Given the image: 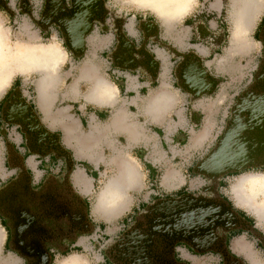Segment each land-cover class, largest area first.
Returning a JSON list of instances; mask_svg holds the SVG:
<instances>
[{"label": "crops", "instance_id": "crops-1", "mask_svg": "<svg viewBox=\"0 0 264 264\" xmlns=\"http://www.w3.org/2000/svg\"><path fill=\"white\" fill-rule=\"evenodd\" d=\"M131 1L138 7L152 10L168 29H171L172 24L183 17L184 14L181 13L194 3V0L167 2L162 7V11L167 13L160 14L152 3ZM9 2L10 0L7 5ZM13 2V11L17 14H19L17 4L20 3L22 6L26 2L29 8L33 6V0H13ZM34 2L39 5L38 16L42 11L44 0H34ZM243 2L244 0H229L230 21L233 28L238 22L234 13L241 9ZM260 2L261 0H258L259 4L256 3L259 7L257 19L263 11ZM179 4L185 7H177ZM219 5V0H216L212 8H217ZM8 9L11 8L8 7ZM177 11L178 14H176ZM193 19L197 25L196 30L194 23L191 25L183 23L188 30L184 29L181 32L173 27L170 33L164 32L162 35L160 32L156 33L160 24L154 18L135 16L134 19L121 25L120 30L113 31L109 37L105 38L108 50H103L101 54L105 56H101L109 66H104L101 70V67L88 62L83 63L77 78L68 89H59L58 73H53L51 70L48 86L37 84L40 77L37 72L38 78L32 87L24 85L20 78L9 82L0 94V202L9 198L14 199V196L24 189L30 191V189L36 190L48 185L55 191L63 187L70 189L79 200L85 201L90 207L89 199L95 191L96 180L99 182L103 177L102 186H105L108 178L117 172L121 175L120 180L115 181V186L119 189L114 197L117 208L111 210L105 205V208L93 209V211L110 220L122 211L129 210L127 220H131L128 223L131 225L140 213L146 214L154 202L168 196L160 194L159 186L168 189L177 183L184 185L185 175L177 169L184 178L182 182L172 172L162 177L165 169L160 179H157V186L154 184L153 176L169 162L168 145L187 146L188 150L194 151L215 143L214 140L218 139L231 115L233 102L238 97V92L242 91L235 85L228 88L222 86V74H214L209 70L210 68H207L209 71L206 72V78L201 76L203 82L201 81L200 84L195 83V86L187 88V85L183 83V76L179 69L180 55L184 56L187 50L192 53L197 51L193 47L199 44L197 39L200 38V27L217 33L223 24L221 20L216 21V26L212 28L210 20L206 19L204 25L197 16H193ZM141 21L155 28H153V36L152 32L149 35L139 26ZM2 41L7 44L3 35ZM21 48L7 45L5 51L8 56L18 57L16 54L21 51ZM213 50L218 52L217 46L211 44L208 51L199 54L200 59H204V64L208 61L212 64V59L218 54L212 53ZM238 51L244 52V49L231 50L230 53ZM69 54V59L73 58L76 61V53L72 51ZM72 75L73 70L66 75V79ZM242 81L243 77L239 82ZM85 83L90 85L87 91L82 93L80 87ZM41 89L43 94L39 95ZM208 93L216 94L217 98L205 103ZM208 97L212 98V95ZM133 111H135L134 115H132ZM169 117L172 122L169 121ZM141 118H144L147 123L163 127L161 129L165 138L163 134L162 136L157 134L160 138V146L153 136L138 126ZM69 125L76 129L73 132L70 131ZM86 126L88 131L84 133ZM198 126L201 129L196 133ZM29 127L36 133L35 136H31ZM200 132H204L202 140L193 144L190 139ZM184 136L187 138L185 144H183ZM123 139L127 146L121 145ZM51 140L56 147H47L46 144ZM137 142H141L143 151H137V147H140L137 146ZM143 154L149 157V159L145 156L143 158L144 168L136 159V156ZM132 158L135 162L130 160ZM125 161L132 165L130 166L134 172L132 176H128L127 168H123ZM37 179L39 182H35ZM220 185L221 182L216 190L221 194ZM148 186L152 189L146 191L140 199L137 197L134 199L138 191ZM153 187H157V191ZM178 193L180 192L176 194ZM97 195L98 192L96 197ZM89 217L91 218L90 211ZM127 220L123 222L124 225L127 224ZM91 222L95 225L92 218ZM124 225L123 227H126ZM255 227L264 237V230L258 227L256 222ZM0 228V264L5 262L20 264L23 261L21 257L7 246L8 240L3 222H0ZM124 229L114 227L108 232L118 240ZM247 236L256 238L251 233ZM244 239L250 243L247 238L244 237ZM258 240L259 243L256 245L264 250V240L259 238ZM250 244L255 250L254 244ZM75 245L78 246V244ZM55 252L61 253L56 250Z\"/></svg>", "mask_w": 264, "mask_h": 264}, {"label": "rangeland", "instance_id": "rangeland-1", "mask_svg": "<svg viewBox=\"0 0 264 264\" xmlns=\"http://www.w3.org/2000/svg\"><path fill=\"white\" fill-rule=\"evenodd\" d=\"M47 1L48 2L44 18L39 19L37 16L39 5L37 4V2H34V0L32 8H29L27 3L24 2L22 4L23 11L19 14L13 11V0H10L9 5L6 6L3 0H0L1 4L3 3L5 7H9L11 8L10 10H12L8 12L7 10H3L2 8H0V34L2 33V35L5 37L7 45H10L11 47H22V49L24 48L26 50L31 49L34 53H40L41 50L47 45L57 47V62L55 63L51 71L53 73H58L59 89L65 90L69 88V86L77 78L79 73L78 71L81 65L85 62H88L97 67H101V70L104 69V66H109L101 56H105V54H101L103 50H108V48L106 47L107 43L105 42V38L109 37L110 34L113 33V31L120 30L119 28L121 27V25H124L127 21L134 19L135 16H148L154 18L155 21L160 24V31L159 28L158 30L156 29V33L160 32L162 33V35L164 34V32L170 33V30H173L174 28L176 31L180 30L181 32L184 29L188 30V28L183 25L185 19L193 16H198L199 14L205 16L207 20H210V25L212 28L216 26V21L221 20L223 22L222 26L220 25L221 27H219L217 33H213L212 31L210 32L200 27V38L197 39V41H199V44H195V46L193 47L196 48L194 50L197 51L195 53H192L187 50L186 52H184V56L179 54V69L183 76V83L187 85V88H189L190 86H195V83L200 84L201 81L203 82L201 76L206 78V72L211 70L214 74H222V86L228 88L235 85L236 87L241 88L242 91L238 92V94L240 95L250 85L252 79H254L255 73L258 70L261 62V55L264 44L262 41L258 40L256 32L258 30L260 20L264 16V0H261L260 2L263 7V11L258 16V19L254 22L255 24H253L245 37L247 40L248 48L244 52L238 51L236 53L228 52L230 35L233 29L230 21L229 0H219L220 5L217 8H212V5L216 0H194L193 5H191L190 7H188V9L181 13L184 14V16L178 21L174 22L171 26V29L166 28L162 20L152 10L138 7L131 0ZM140 6L142 5L140 4ZM176 14H178V11ZM35 20H38L39 23H37ZM52 22L61 26L64 31V36L59 34L56 26L51 25ZM139 26H141L143 30L147 31L149 35L151 32V35H154L153 32L155 28L149 25V23L141 21L139 23ZM211 44H213V46H217L218 54L214 57V59H212V64L209 61L204 64V59H200L199 54H203L204 51H208V47ZM67 48L76 53V61L73 60V58L69 59L70 54L67 51ZM207 68L210 69L208 70ZM71 70H73V75L69 77V79H66V75L69 74ZM17 72L19 71L16 66H14V64L10 65V67L7 68L5 79L3 80V78H0V94L9 84V82H11L15 78H20L21 80H23L24 85L30 87H32V84L38 78V74L36 72L28 71L23 74H19L20 72ZM242 77L243 81L240 83L239 80ZM89 85V83L81 85L80 88L82 93H85L87 91ZM235 90H237V88H235ZM209 95H212V98L208 97ZM215 95L216 94L208 93V99H205L204 102L208 103L212 99L215 100L217 98ZM236 99L233 103L236 102ZM134 114L135 111H133L132 115ZM169 121H171V117H169ZM138 126H141L146 130V133L153 136L158 143V146H160V138L157 134L161 136L162 134L164 135L163 129H161L163 127H157V125H153V123H147L144 118H141L139 120ZM199 129H201L200 126H198L195 130L196 133ZM83 131H85L84 133H87V126ZM163 138H165V135L163 136ZM186 142L187 138L184 136L183 144H185ZM214 142L215 143H210L207 146L194 151L188 150L189 148L187 146L172 147L171 145H168L169 162L166 163L165 166L163 165L161 167L162 170L153 176L152 179L154 180V184L157 186V179H160V175L164 172L165 169L166 170L163 173L162 177L164 176V174L172 172L175 173L180 178V182H182L184 178L181 174H183L185 175L186 182L184 185H180L179 183H177L176 185H174V187H170L168 189L159 186L158 189H160V194L162 193L164 195H173L177 192L199 193L200 191H202L206 186L205 184H208L207 180L210 178L205 176L204 174L197 172L195 168L200 163V161L215 147L218 139L214 140ZM121 143L122 146H127V143L124 139ZM136 144L137 146H140L137 147V151H143V149H141V142H137ZM144 156L145 154H143L142 156H136L137 162L143 168L145 167V161L143 160ZM145 158L149 159L147 155L145 156ZM130 160L132 162H135L133 158ZM109 175L110 174H108V176ZM116 175L117 172H114V174L108 178V182ZM103 180V177L100 178L99 182L98 180H96L94 184L95 191H93L89 199L90 207L88 208L90 211V216L95 222V225L91 226L90 232L88 234L82 235L76 240L75 244H78V246L76 245L75 247H71L69 250L62 254H58L55 252V256L53 257L51 264H58L60 262L61 264H67L69 260L73 259L75 260L74 264H106L104 255L105 251L109 248V246H111L112 243L114 244V242L117 240V238L113 237V234L111 236L108 231L114 227H121L123 229L125 228V232L138 219L143 218L144 214L140 213L138 215V218L135 219V222L130 225L128 223H130L131 220H127V214L130 213L129 210L122 211L118 216L110 220H107L104 217L95 214L93 211V204L95 202L97 192L99 193L105 187L102 186ZM218 180H221V185L219 188L221 194L229 198L239 210L245 212L248 216L251 217L252 220L256 222L258 227L264 230V215L260 219H258L253 213L252 208L249 207V205L251 204L254 208L264 206V169L244 170L234 174H232L231 172L220 176ZM215 183L217 182L215 181ZM216 187L218 188L219 186H215L214 189H216ZM151 189L152 188H150L149 186L143 187V190L138 191L134 199H136V197L140 199L142 195L146 194V191H149ZM153 189L157 191V187H153ZM236 192H241L246 199L248 197L245 194H248L249 196L252 195L251 198L253 199V201L238 202L235 199L234 195L236 194ZM218 194L220 193L218 192ZM125 220H127V224H125L126 227H123V222ZM40 222L46 223L42 221ZM121 235H119V237ZM116 236L118 235L116 234ZM244 237L247 238L250 243L254 244V246L256 247L255 250L252 248L251 244L244 239ZM230 243L231 249L235 253L239 254V256H241L242 258H246H243L246 264L250 263L248 256L250 255L249 252L257 255L260 263L264 264V250H262V248H259L256 245L257 241L247 236L246 233H237L231 238ZM241 243L246 244L247 251H245V249H239V244ZM183 249L184 248L182 247L179 251V254H181L183 258L190 260L192 264H222V262L219 260V256H217L216 254L206 253L204 255L190 256ZM4 264L8 263L5 262Z\"/></svg>", "mask_w": 264, "mask_h": 264}, {"label": "water", "instance_id": "water-1", "mask_svg": "<svg viewBox=\"0 0 264 264\" xmlns=\"http://www.w3.org/2000/svg\"><path fill=\"white\" fill-rule=\"evenodd\" d=\"M231 113L215 147L195 168L210 179L264 162V57L253 83L237 97ZM217 225L229 229L244 226L245 221L223 199L208 201L186 194L180 200H160L149 215L144 214L120 236L111 256L124 264H169L152 255L154 235L170 239V252L176 240L194 242L195 249L204 252L207 248L196 245L213 238ZM169 259L174 262L172 255Z\"/></svg>", "mask_w": 264, "mask_h": 264}, {"label": "flooded vegetation", "instance_id": "flooded-vegetation-1", "mask_svg": "<svg viewBox=\"0 0 264 264\" xmlns=\"http://www.w3.org/2000/svg\"><path fill=\"white\" fill-rule=\"evenodd\" d=\"M261 30L259 36L264 44ZM263 57L264 47L261 60ZM231 116L232 113L226 122L225 128ZM25 120L28 122L27 118ZM28 130L32 137L36 135L32 128L29 127ZM46 145L48 148L56 147L55 144H52V140ZM260 165H264V162L257 166ZM218 179H208V184H205L206 186L199 193L180 192L178 194L168 195L160 200L163 202L167 200H180L186 194L192 195L194 199L208 201L223 199L245 221V225L240 227L233 226L229 229H226L223 225H217L213 229L215 235L213 238L205 240L200 245H196V247L207 248L204 252H198L195 249L194 242L193 244L184 240H176L172 244L173 250L170 252V239L156 234L153 238L151 251L156 260L163 257L162 259L165 260V263L169 264H192L190 260L183 258L179 254V251L183 247V250L190 256L211 253L219 256L222 264H246L244 261L245 258L243 257V259L231 249V238L240 232L251 233L256 237L255 239L258 244V238L263 241L264 237L257 230L255 221L250 216L246 213L242 214L229 198L218 194V191L214 189L213 186H218L221 181ZM35 182H39L38 179ZM158 201L154 202L153 205ZM151 208L146 215L150 214ZM40 221L46 223H41ZM0 222L4 223L6 238L8 240L7 246L11 247L23 260L20 264H51L55 250L64 253L69 248L75 247L76 240L82 235L88 234L91 226H93L91 218L89 217V208L85 201L79 200L77 195H74L66 187L58 188L55 191L53 187L48 185L45 188L30 189V191L24 189L15 195L14 199L9 198V200L1 201ZM114 244L109 246L104 255L109 258L111 264H124L111 256ZM170 255L173 256V263L169 259Z\"/></svg>", "mask_w": 264, "mask_h": 264}, {"label": "bare ground", "instance_id": "bare-ground-1", "mask_svg": "<svg viewBox=\"0 0 264 264\" xmlns=\"http://www.w3.org/2000/svg\"><path fill=\"white\" fill-rule=\"evenodd\" d=\"M137 2H142L144 4L152 3L155 10L159 12L160 14L162 13H167L166 11H162V7L165 6L167 2H176V0H136ZM258 0H244V2L241 5V9L236 11L234 13L235 18H237L238 22L236 25H234V28L232 29V34L230 36L229 40V48L228 52L230 53L231 50L235 51L240 49H244V51L248 48L247 47V40H246V35L249 32L250 28L253 26L255 20L257 19L258 15V10L259 7L257 4ZM257 3V4H256ZM261 4V3H260ZM7 44H4L2 41V33L0 34V74H1V79L3 80L6 77V72L7 68L10 67V65L14 64L18 71L20 73H25V72H37L40 74L39 80L37 84L39 86L41 85H46L48 86L49 84V72L51 68L55 65L57 62V47L52 46V45H47L44 47L40 53H34L31 49H22L20 52H17L16 56H8L5 47ZM227 49V48H226ZM222 60V59H221ZM220 62V61H219ZM11 63V64H10ZM219 64V63H218ZM56 76V75H55ZM2 80V81H3ZM45 87V86H44ZM47 88V87H46ZM43 94V89L40 90L39 95ZM47 96V95H46ZM70 131H74L76 128L69 125L68 126ZM204 132L198 133V135L191 140L193 144L199 143L202 140ZM192 145V144H191ZM124 162V161H123ZM122 162V164H123ZM129 162L124 164L123 168H127V175L132 176L134 172L132 171V165L128 164ZM131 166V167H130ZM121 178L120 174H117L111 180H109L108 183H106L105 187L98 193L97 197L95 198V202L93 204V209L94 210H101L105 208V205L108 206L109 209L114 210L117 208L116 203H114V197L115 195L119 192V189L116 188L115 186V181H119ZM258 192V191H257ZM264 192V191H263ZM240 193V194H239ZM236 192L235 199L238 202H247V201H253L251 196L248 194H245L248 198L246 199L245 196L242 195L241 192ZM261 204V203H260ZM262 205V204H261ZM249 207L252 208L253 213L255 216L260 219L264 215V206L259 207V208H254L251 205ZM111 213V212H110ZM112 214V213H111ZM239 249L247 251V247L245 243L239 244ZM249 256V264H261L260 260L257 255L250 253ZM74 259L69 260L67 264H74ZM58 264H61L58 263Z\"/></svg>", "mask_w": 264, "mask_h": 264}, {"label": "trees", "instance_id": "trees-1", "mask_svg": "<svg viewBox=\"0 0 264 264\" xmlns=\"http://www.w3.org/2000/svg\"><path fill=\"white\" fill-rule=\"evenodd\" d=\"M3 2H4V4H5V6L8 4V0H3ZM47 2H48L47 0H44L43 6H42V11H40V12H39V15H38V18H39V19L44 18V15H45V12H46ZM17 5H18V6H17L18 12L21 13V12L23 11L22 6H21L20 3L17 4ZM5 6L3 5V3H2V4L0 3V8H2L3 10H7L8 12H10V10H9L7 7H5ZM197 19H198L201 23H203V24L205 25V23H206V17H205V16H203V15H199V16H197ZM193 20H194L193 17H190V18L185 19L184 23L187 24V25H191V23H192V24L194 23L193 25H194V28H195V30H196L197 25L195 24V21H193ZM35 21H36L37 23H39L38 20H35ZM263 24H264V16L261 18L260 23H259V25H258V30H257V32H256V36L258 37V40H260V41H261V39H260V36H259V32H260V30H261ZM51 25H52V26H56L57 29H58L59 34L62 35V36H64V31H63V29L61 28L60 25H58V24H56V23H54V22H52ZM195 33H196V32H195ZM196 36H197V35H196ZM195 38H196V37H195ZM195 38H194V40H195ZM67 51H68V52H72L69 48H67ZM212 53H217V51H216V50H213ZM253 81H254V79H252V82L250 83V85L253 83ZM250 85H249V86H250ZM251 169H253V170H255V169H264V165H260V166H256V167H252V168H245V169H242V170H239V171L232 172V174L237 173V172H240V171H244V170H251ZM240 211H241V210H240ZM241 213H242V214H245V212H243V211H241ZM134 222H135V221H134ZM132 224H133V223H132ZM132 226H133V225H132ZM132 226H131V227H132ZM131 227H129V228H131ZM129 228H128V229H129ZM119 238H120V237H119ZM230 238H231V237H230ZM227 245H228V242H227ZM105 262H106V264H111L109 258H108L106 255H105Z\"/></svg>", "mask_w": 264, "mask_h": 264}, {"label": "clouds", "instance_id": "clouds-1", "mask_svg": "<svg viewBox=\"0 0 264 264\" xmlns=\"http://www.w3.org/2000/svg\"><path fill=\"white\" fill-rule=\"evenodd\" d=\"M177 7H179V8H184L185 5H183V4H179V5H177Z\"/></svg>", "mask_w": 264, "mask_h": 264}]
</instances>
